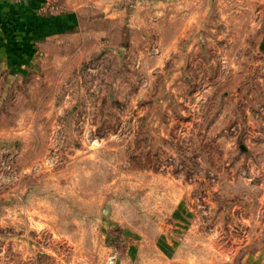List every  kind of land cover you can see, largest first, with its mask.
Returning a JSON list of instances; mask_svg holds the SVG:
<instances>
[{"label": "rangeland", "instance_id": "1", "mask_svg": "<svg viewBox=\"0 0 264 264\" xmlns=\"http://www.w3.org/2000/svg\"><path fill=\"white\" fill-rule=\"evenodd\" d=\"M82 1L0 65V264H264V0Z\"/></svg>", "mask_w": 264, "mask_h": 264}, {"label": "crops", "instance_id": "2", "mask_svg": "<svg viewBox=\"0 0 264 264\" xmlns=\"http://www.w3.org/2000/svg\"><path fill=\"white\" fill-rule=\"evenodd\" d=\"M110 1L113 3L109 4ZM82 2V0H32L21 5L0 2V65L6 69L18 67L22 70L29 69L36 62L37 56L43 54L41 51L46 43L56 42L60 38L75 37L83 19L75 9L63 7L83 4ZM107 2L109 12L113 5L118 7L119 12L116 16L113 14L105 16L104 20L117 22L119 30H127L131 37L138 36L142 26L139 15L127 16L122 13V6H125L126 2L132 3V0ZM48 3L54 4L55 10L45 13L42 8ZM10 22L13 23L12 26H9ZM6 28L9 29L12 42L16 44L14 47L8 48L3 45L2 32ZM105 31H101L102 36L107 35Z\"/></svg>", "mask_w": 264, "mask_h": 264}, {"label": "built area", "instance_id": "3", "mask_svg": "<svg viewBox=\"0 0 264 264\" xmlns=\"http://www.w3.org/2000/svg\"><path fill=\"white\" fill-rule=\"evenodd\" d=\"M32 0H0V2H5V3H11L14 5H21V4H25L28 3ZM43 12H52L55 10V6L54 4H45L44 7L42 8Z\"/></svg>", "mask_w": 264, "mask_h": 264}, {"label": "trees", "instance_id": "4", "mask_svg": "<svg viewBox=\"0 0 264 264\" xmlns=\"http://www.w3.org/2000/svg\"><path fill=\"white\" fill-rule=\"evenodd\" d=\"M12 25H13V23H12V22H10L9 26H12Z\"/></svg>", "mask_w": 264, "mask_h": 264}]
</instances>
